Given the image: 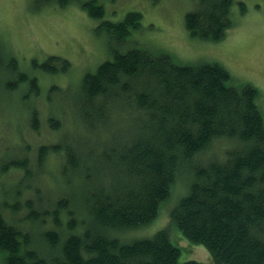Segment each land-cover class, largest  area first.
<instances>
[{"label": "trees", "instance_id": "16d2710c", "mask_svg": "<svg viewBox=\"0 0 264 264\" xmlns=\"http://www.w3.org/2000/svg\"><path fill=\"white\" fill-rule=\"evenodd\" d=\"M35 2H79L89 16L105 15L102 0ZM232 3L197 0L185 17L189 34L222 39L232 25ZM141 18L132 10L121 21L102 20L112 59L85 73L67 99L73 119L66 124L47 116L48 130L60 137L36 146L37 174L26 157L9 162L15 198L23 195V201H0L2 264H206L179 262L180 249L167 229L125 240L127 231L157 217L181 176L188 190L170 217L182 233L204 244L216 264H264V116L258 91L232 85L218 63L181 64L168 53L131 47ZM32 64L50 74L72 68L59 56ZM25 83L28 94L39 92L37 76L20 70L0 42V99ZM36 113H29L35 131ZM47 159L52 167L53 159L60 160L59 174L49 173L56 189L31 186Z\"/></svg>", "mask_w": 264, "mask_h": 264}, {"label": "rangeland", "instance_id": "374dc122", "mask_svg": "<svg viewBox=\"0 0 264 264\" xmlns=\"http://www.w3.org/2000/svg\"><path fill=\"white\" fill-rule=\"evenodd\" d=\"M102 4L104 17L93 18L77 2L65 7H38L35 0H0V42L6 52L17 59L19 69L36 75L40 85L36 94H28L25 83L19 92H11L10 96L7 94L0 99V201L3 198L23 201V195L15 198L13 186L17 183L15 176L9 175L13 170L9 162L26 157L31 174H37L36 146L60 137L48 130L47 116L63 118L66 124L73 119V111L65 105L67 99L78 91L85 73L95 72L102 62L112 59V48L107 32L101 27L102 20L118 22L132 10L139 11L142 18L139 30L129 39L131 47L148 49L155 54L168 53L181 64L222 65L230 73L232 85L250 84L257 89V103L264 116V0H233L232 25L223 38L215 42L192 37L186 29V14L196 9L197 0H102ZM49 56L68 59L71 70L65 74H50L33 67V61L42 63ZM32 109L39 118L37 131L29 124ZM67 129L66 125L64 131ZM217 143L213 144L212 152L217 151ZM53 161L55 167L48 159L43 166L42 163L38 166L42 174L37 179L33 176L31 186L49 184L50 188H55L57 181L54 183L50 174H59L60 170H56L60 161ZM18 175L22 176L20 172ZM183 180L181 176L172 187L169 201L161 204L157 217L146 226L127 231L125 240L149 238L156 231L167 229L171 242L180 249L179 262L195 260L216 264L204 244L190 241L171 220V209L187 190ZM2 261L0 253V264Z\"/></svg>", "mask_w": 264, "mask_h": 264}, {"label": "bare ground", "instance_id": "6f19581e", "mask_svg": "<svg viewBox=\"0 0 264 264\" xmlns=\"http://www.w3.org/2000/svg\"><path fill=\"white\" fill-rule=\"evenodd\" d=\"M75 1V0H74ZM79 3V2H78ZM225 31V30H224ZM197 38V37H196ZM58 69V68H57ZM8 73V72H7ZM77 92V91H76ZM31 100V99H30ZM64 100V99H63ZM29 102V101H28ZM64 102V101H63ZM24 103V102H23ZM73 103V102H72ZM74 109V108H73ZM39 113V112H38ZM50 114V113H49ZM31 117V116H30ZM52 117H54V116H52ZM60 120V119H59ZM61 121V120H60ZM65 132V131H64ZM63 133V132H62ZM68 133V132H67ZM69 137V136H68ZM21 147V146H20ZM20 149V148H19ZM56 152V151H55ZM28 153V152H27ZM50 153V152H49ZM57 153V152H56ZM49 155V154H48ZM209 155V154H208ZM12 158V157H11ZM204 160V159H203ZM60 161V160H59ZM93 162V161H92ZM16 164V163H15ZM81 170V169H80ZM79 170V171H80ZM78 171V172H79ZM82 171V170H81ZM83 172V171H82ZM84 175V174H83ZM178 181H179V179H178ZM12 186V185H11ZM51 189V188H50ZM55 189H56V187H55ZM188 190V189H187ZM9 192H10V190H9ZM14 196V195H13ZM170 198V197H169ZM17 199V198H16ZM20 200V199H19ZM179 200V199H178ZM177 200V201H178ZM44 203V202H43ZM170 207V206H169ZM38 209V208H37Z\"/></svg>", "mask_w": 264, "mask_h": 264}]
</instances>
